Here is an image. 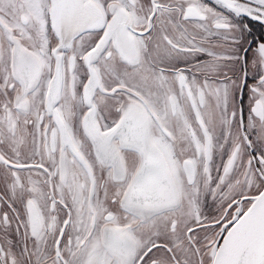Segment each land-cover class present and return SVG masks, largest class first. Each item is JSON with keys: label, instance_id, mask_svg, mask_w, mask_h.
I'll return each mask as SVG.
<instances>
[{"label": "snow or ice", "instance_id": "1", "mask_svg": "<svg viewBox=\"0 0 264 264\" xmlns=\"http://www.w3.org/2000/svg\"><path fill=\"white\" fill-rule=\"evenodd\" d=\"M0 264H264V0H0Z\"/></svg>", "mask_w": 264, "mask_h": 264}, {"label": "flooded vegetation", "instance_id": "2", "mask_svg": "<svg viewBox=\"0 0 264 264\" xmlns=\"http://www.w3.org/2000/svg\"><path fill=\"white\" fill-rule=\"evenodd\" d=\"M206 2H210V0H206ZM252 23L255 24V25H257L256 30H257V32H259V31L261 30V29L259 28V22H255V21H253Z\"/></svg>", "mask_w": 264, "mask_h": 264}]
</instances>
